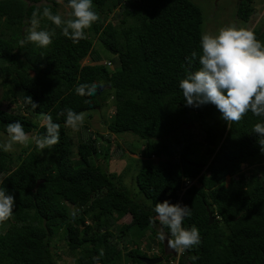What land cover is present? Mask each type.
Here are the masks:
<instances>
[{
  "label": "trees",
  "instance_id": "16d2710c",
  "mask_svg": "<svg viewBox=\"0 0 264 264\" xmlns=\"http://www.w3.org/2000/svg\"><path fill=\"white\" fill-rule=\"evenodd\" d=\"M58 1L67 7L68 0ZM251 4L239 0L237 18L248 22ZM45 6L58 13L56 0H0V132L7 135V124L19 121L30 136L43 135L42 113L61 125L60 142L51 149L34 145L15 160L0 148V189L16 201L12 218L0 224V264H59L53 242L75 264H96L101 249L98 264H142L139 248L129 247L136 244L130 233L137 230L138 240L147 236L162 246L154 207L165 200L188 206L184 227L200 233V245L186 251L180 264H264V169L250 175L241 170L264 154L253 132L264 118L248 112L228 124L211 104L186 106L179 88L200 66V8L190 0H93L100 19L86 39L73 44L44 18L40 28L55 31L53 43L20 47L33 11ZM253 30L264 42V29ZM193 51L197 59L189 65ZM94 81L105 86L93 96L76 94L79 84ZM25 96L40 106L32 110ZM109 99L113 112L103 128L144 143L136 151L148 161L137 168L134 183L147 203L116 184L121 174L102 169V161L124 155L109 153V138L87 124ZM66 109L86 114L78 131L67 132ZM75 209L80 211L72 219ZM126 216L130 223L117 228ZM58 242L63 246L56 248Z\"/></svg>",
  "mask_w": 264,
  "mask_h": 264
},
{
  "label": "clouds",
  "instance_id": "9594fccd",
  "mask_svg": "<svg viewBox=\"0 0 264 264\" xmlns=\"http://www.w3.org/2000/svg\"><path fill=\"white\" fill-rule=\"evenodd\" d=\"M67 7L71 10L68 18H64L59 13L54 14L48 6L42 11L40 8L35 9L30 19V27L26 29L25 38L18 42L20 47L32 43L39 48H48L53 43L55 31L40 28L41 19L44 18L59 28L61 34L73 44L86 39V30L100 19L99 14L94 10L93 0H68ZM200 48L199 68L194 72L190 71L179 81L186 106L200 107L211 104L228 124L239 123L248 112L264 118V42L256 38L254 30L230 24L220 28L218 34L204 33L200 38ZM186 59L191 65L197 59V52L193 51ZM104 86L103 81L82 83L75 88V92L79 96H93L98 88L102 89ZM24 104L30 106L32 110L40 106L31 96H25ZM65 111L67 127L78 130L83 126L86 120L84 112H75L72 109ZM40 121L46 131L43 135L34 136L25 132L24 125L19 121L8 123L6 127L8 139L0 144V148L5 152H11L14 150V145L27 147L34 144L43 152L59 144L61 125L53 122L50 114H40ZM253 132L258 135L259 144L264 150V122L256 123ZM2 182L0 180V183ZM15 206L14 195L4 188L0 189V224L12 218ZM79 211V209L73 210L72 219L76 218ZM154 212L161 226L157 237L162 246L153 242L159 245L161 250L154 248L159 249L161 254L153 258L147 257L142 242L139 247L142 259L162 258L160 261L162 262L163 259L178 254L181 255L180 264L182 255L201 243L197 227H184V220L190 217L191 210L188 206L171 204L165 200L155 204ZM150 222L155 224L154 220ZM149 241L152 242L151 239ZM103 255L104 251L101 249L99 255L93 258L96 264ZM190 259L195 261L198 257L192 256ZM123 263L136 264L131 261H122L120 264Z\"/></svg>",
  "mask_w": 264,
  "mask_h": 264
},
{
  "label": "rangeland",
  "instance_id": "374dc122",
  "mask_svg": "<svg viewBox=\"0 0 264 264\" xmlns=\"http://www.w3.org/2000/svg\"><path fill=\"white\" fill-rule=\"evenodd\" d=\"M56 1L59 4L57 8V12L61 14L64 18H68L67 7L64 6L62 2L58 0ZM190 1L195 5H197L202 12V25H201L202 35L204 33H210L213 35L218 34V30L220 28L226 27L230 24H235L237 27H242V28L254 29L257 27L260 29H264V0H250V2L252 3L251 5L254 8L255 12L251 16L248 22L241 21L236 16L239 0H190ZM86 62H88V59L84 60L83 64H85ZM105 62H108V60L104 59L101 61L102 64ZM110 102L111 99L107 100L108 107L102 108L99 113H95L93 117L89 118L87 121V124L90 123L92 124L90 125V129L93 130L97 135L103 137L105 136V138H109V142L106 144V147L109 148V153H112L115 150H122V152H124V155L122 157L114 156L109 161H105V162L102 161V165H101L102 169L106 173H116L118 175L121 174L123 176L122 182L116 183L115 181V183L121 186L125 185L124 187H126L131 198H133L134 200L147 203V201L144 200L142 195L139 193L134 183V177L135 174L137 173L136 172L137 168L139 167L141 168L146 163V161H148L145 156H141L140 154H138V151H136L137 148L143 149L144 146H142V144L144 143L142 140L138 139V137L132 134L116 136L107 133L106 129L103 128L104 126L103 119L109 118L113 112V106H111ZM67 128H68L67 129L68 133H70V130L71 131L73 130L69 127ZM7 139H8L7 135L0 132V143L1 144L5 143ZM75 140L77 141L79 140L78 134L76 135ZM136 141H139L140 143L138 147H137V143H134ZM33 146L34 144H30L27 147L17 144L14 145V150L8 153L11 156H13V158L16 160L19 155L24 154V152L31 151L33 149ZM98 146L100 147V151L102 152V150H104V147L101 149L99 143ZM131 152L134 153L131 154ZM135 153L136 155H134ZM131 161L133 162L132 164ZM154 161L156 160L154 159ZM262 169H264V154L261 156L260 161L258 163H251V164L248 163L241 167L242 172H244L247 175H250L252 173H258ZM228 182H229V178L226 179V183ZM130 221H131L130 216H126L116 223V227L121 228L123 225L129 224ZM115 230L117 231V229ZM130 234L134 238V239L131 238L133 239L132 241H136L135 245L133 246L129 245L130 248L135 246L139 248L143 242L145 249L148 251L152 250L154 247H157L161 250L158 244L154 243L153 241L152 242L149 241L150 238L149 240H144V238H146L147 236L146 237L144 236L142 239L138 240L137 238L139 237V232H137V230H132ZM52 244H53L52 247L53 251L60 255L59 264H75V262L70 257L66 256L65 253L60 252L59 249L55 250L54 242ZM55 244H56L55 246L56 248L63 246L61 242Z\"/></svg>",
  "mask_w": 264,
  "mask_h": 264
},
{
  "label": "built area",
  "instance_id": "2783aa9c",
  "mask_svg": "<svg viewBox=\"0 0 264 264\" xmlns=\"http://www.w3.org/2000/svg\"><path fill=\"white\" fill-rule=\"evenodd\" d=\"M185 186L188 187V186H190V184H186ZM183 191H184V189H183ZM181 195H182V192L178 194V202H179V198L181 197ZM144 253L149 258H153V257L159 256L161 254L160 250L157 248H153L150 251L144 249ZM180 256L181 255H178V254H176L175 256H170L166 259H163L162 262H160L159 264H179V257ZM123 264H132V263H123Z\"/></svg>",
  "mask_w": 264,
  "mask_h": 264
},
{
  "label": "water",
  "instance_id": "95a60500",
  "mask_svg": "<svg viewBox=\"0 0 264 264\" xmlns=\"http://www.w3.org/2000/svg\"><path fill=\"white\" fill-rule=\"evenodd\" d=\"M208 218H209V224H212L213 219H212V215L210 213L208 214ZM161 259L162 258H156V259L144 258V259H141V262L144 264H157L161 261Z\"/></svg>",
  "mask_w": 264,
  "mask_h": 264
}]
</instances>
